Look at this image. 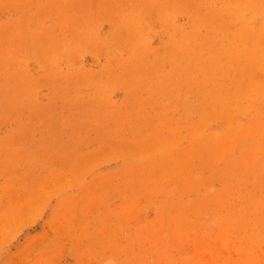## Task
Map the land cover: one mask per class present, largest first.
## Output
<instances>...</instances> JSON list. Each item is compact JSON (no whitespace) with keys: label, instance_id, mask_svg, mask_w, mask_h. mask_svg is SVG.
Instances as JSON below:
<instances>
[{"label":"rangeland","instance_id":"rangeland-1","mask_svg":"<svg viewBox=\"0 0 264 264\" xmlns=\"http://www.w3.org/2000/svg\"><path fill=\"white\" fill-rule=\"evenodd\" d=\"M0 264H264V0H0Z\"/></svg>","mask_w":264,"mask_h":264}]
</instances>
